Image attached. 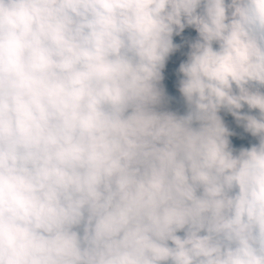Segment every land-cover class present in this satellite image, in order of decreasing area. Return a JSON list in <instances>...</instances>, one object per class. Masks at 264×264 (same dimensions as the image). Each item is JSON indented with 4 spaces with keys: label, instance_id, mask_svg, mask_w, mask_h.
<instances>
[{
    "label": "clouds",
    "instance_id": "1",
    "mask_svg": "<svg viewBox=\"0 0 264 264\" xmlns=\"http://www.w3.org/2000/svg\"><path fill=\"white\" fill-rule=\"evenodd\" d=\"M0 264H264V0H0Z\"/></svg>",
    "mask_w": 264,
    "mask_h": 264
}]
</instances>
